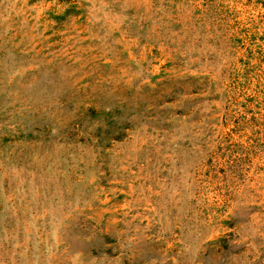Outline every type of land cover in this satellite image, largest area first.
I'll return each instance as SVG.
<instances>
[{
	"label": "rangeland",
	"instance_id": "rangeland-1",
	"mask_svg": "<svg viewBox=\"0 0 264 264\" xmlns=\"http://www.w3.org/2000/svg\"><path fill=\"white\" fill-rule=\"evenodd\" d=\"M0 264H264V0H0Z\"/></svg>",
	"mask_w": 264,
	"mask_h": 264
}]
</instances>
